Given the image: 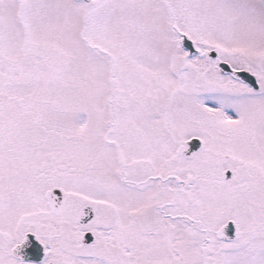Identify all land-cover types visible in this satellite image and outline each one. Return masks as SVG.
I'll list each match as a JSON object with an SVG mask.
<instances>
[{
    "label": "snow or ice",
    "instance_id": "1",
    "mask_svg": "<svg viewBox=\"0 0 264 264\" xmlns=\"http://www.w3.org/2000/svg\"><path fill=\"white\" fill-rule=\"evenodd\" d=\"M0 264H264V0H0Z\"/></svg>",
    "mask_w": 264,
    "mask_h": 264
}]
</instances>
